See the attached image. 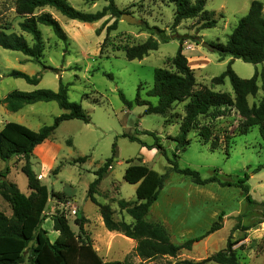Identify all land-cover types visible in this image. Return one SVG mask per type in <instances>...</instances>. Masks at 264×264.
Masks as SVG:
<instances>
[{
	"label": "rangeland",
	"instance_id": "374dc122",
	"mask_svg": "<svg viewBox=\"0 0 264 264\" xmlns=\"http://www.w3.org/2000/svg\"><path fill=\"white\" fill-rule=\"evenodd\" d=\"M14 1L0 0V25L8 22L12 26V32L19 34L17 23L20 19L15 14ZM66 1L71 7L84 13H95L107 4L103 0L94 3L90 0ZM205 1V10L212 12L211 19L217 22L211 29H199L201 23L198 19L185 20L173 28L175 6L168 0H114L122 15L134 18V24L122 20V16L118 19L107 16L97 23L85 24L68 20L54 10L46 9L66 33L67 43L57 40L50 28L39 26L43 45L40 64L30 61L21 53L0 48V99L15 90L57 91L62 83L68 85L69 101L80 103L90 118L88 124L70 120L58 126L47 140L54 146L56 155V160L49 169L35 156L30 159L32 170L47 187L49 196L51 192L64 194L62 201L49 197L45 210L46 219L41 224L51 241L58 235L52 229V215H64L75 234H78V227L74 220L83 216L87 220L84 229L103 261L123 264L201 261L224 249L230 239L239 264H264V223L257 224L264 218V206L260 205L264 203V168L254 173L258 167L264 166V145L258 129L253 128L247 134L240 135L242 119L234 111L213 119L215 114L211 112L200 118V126H209L211 129V139L214 136L218 138L219 149L211 151L209 143H200L198 131L194 130L188 134L189 145L184 152L179 153L178 167L195 170L202 179L216 175L220 182L228 181L233 185L221 187L212 183L196 186L188 178L171 173L167 162L168 159L173 160L175 154L176 144L172 139L177 135L184 116V104L174 105L171 111L162 116L144 115L145 107L133 103L139 88L140 98L148 99L146 93L153 86L154 69L170 67L169 60L175 56L181 37L185 38L182 44L183 54L194 72L196 89L206 87L214 92L232 94L228 81L219 86L211 84V80L223 73L229 63L233 72L241 79H250L255 70L264 73V63L252 65L231 57L221 60L217 52L202 46L225 44L238 21L247 14L251 2L258 1L264 5V0ZM115 20L116 29L109 33V42L100 51L106 27L111 26ZM146 26L161 30L169 38L168 41L162 42L157 33L151 36ZM101 28L100 36H97L95 30ZM23 35L31 44L30 37ZM150 37L158 41L156 51L150 52L140 61L126 60L124 47L141 44ZM12 70L29 76L38 75L40 82L33 86L22 79L8 77ZM107 75L112 78L109 79ZM119 92L132 103L131 108L121 101ZM148 100L156 103L153 98ZM252 102L249 99V103ZM62 113L64 111L54 102L26 106L17 113H10L0 105V130L4 124L14 122L38 131L42 126L51 125ZM142 132H150L160 138L159 143L164 148L165 155L152 151L154 149H144L139 143L122 137L124 134L135 136L142 143L152 145L153 137ZM225 138H229L227 143ZM113 145L115 154L109 173L99 184L95 198L98 203L111 207L115 221L132 223V219L119 210V200L142 203L156 192L154 188L130 185L123 180L126 161L133 160L134 164H145L161 175L168 173L164 187L150 207L146 220L162 225L173 244L181 245L189 239L202 236L217 221L219 215H222V220L219 221L221 229L195 243L190 251L182 250L176 258H156L150 261L139 258L134 251L136 242L116 232H108L97 207L87 198L88 187L95 179L94 172L112 157ZM84 157H87L84 163H71ZM23 164L24 160L16 157L7 163L0 162V172L4 173L6 170V180L15 184L20 193L14 199L13 208L0 196V212L8 217L25 214L24 204L29 190L26 178L21 173ZM56 168L58 171L55 174ZM246 174L249 194L256 202L251 207L247 206L242 191L234 186ZM237 216L243 217L237 219ZM237 222L240 226L253 228L246 232L234 230ZM242 237L243 241L239 242ZM33 245L31 243L30 247Z\"/></svg>",
	"mask_w": 264,
	"mask_h": 264
},
{
	"label": "trees",
	"instance_id": "16d2710c",
	"mask_svg": "<svg viewBox=\"0 0 264 264\" xmlns=\"http://www.w3.org/2000/svg\"><path fill=\"white\" fill-rule=\"evenodd\" d=\"M94 3L98 0H90ZM106 2L100 11L95 13H84L71 7L66 0H15L14 11L20 19L17 27L19 34L12 32V26L6 22L0 25V48L6 51L21 53L30 61L40 64L43 53L42 35L39 26L51 29L57 40L67 43L68 37L57 20L46 9H52L68 20L78 21L85 24L97 23L109 16L118 19L122 12L114 4V0H103ZM145 1V0H140ZM174 4L173 28L179 26L185 20L198 19L200 28L211 29L216 25L212 20V12L205 10V0H168ZM116 29V20L106 27V36L101 44L100 51L109 42V33ZM102 28L95 30V34L100 36ZM151 36L159 34L162 42H167L168 37L155 27L146 26ZM28 35L31 44L26 40ZM184 37L179 39V48L175 56L169 60L168 69L156 68L153 71V86L147 91L146 97L153 98L156 103H151L148 99L140 98V88L134 99V105L145 107L144 115L165 116L172 110L174 105L184 104V116L180 121L177 135L172 139L176 144L173 160L168 159L169 170L188 178L196 186H205L217 183L221 187H231L233 184L225 181L220 182L216 175L208 179H202L195 170L180 169L177 164L179 153L184 152L189 145L188 134L194 130L198 131L200 143L207 145L211 151L219 149V140L216 136L211 139L212 131L209 126H200V118L206 117L211 112L213 118L224 116L228 111H234L242 119L240 135L247 134L251 129L257 128L262 145H264V73L255 70L250 79L239 78L231 69L229 63L223 73L211 80L213 86L223 85L229 82L232 94L214 92L209 88L200 87L196 89V79L193 70L189 67L187 58L183 54L182 44ZM215 52L222 60L225 57L241 60L244 63L259 65L264 63V5L258 1L251 2L247 14L242 17L225 44L214 45ZM158 49V41L150 37L145 42L126 46L123 48L126 60H142L150 52ZM44 69H49L45 68ZM78 69V68H75ZM8 77L22 79L27 84L36 86L40 82L38 75L29 76L25 73L12 70ZM111 79V75H107ZM258 83L260 86H258ZM68 85L59 84L57 91L34 90L31 92L11 91L4 98L0 99V105L10 113H17L26 106L37 103L54 102L64 113L53 120L49 126H42L38 131L14 122H8L0 130V162L7 163L12 158H22L24 164L21 173L27 181L29 195L25 199L24 213L21 216H6L0 212V264H123L117 261H103L93 248L92 241L84 229L86 219L83 216L76 218L74 224L78 227V234H75L69 226L67 218L60 214L51 216L52 229L58 235L51 241L47 232L41 228L45 221V210L49 197L62 201L63 193L51 192L49 196L47 187L43 185L35 175L31 167V157L36 147L45 143L65 121L79 120L85 124L90 122L88 114L82 109L80 103L70 102L68 99ZM259 91L261 95L259 96ZM121 101L128 107L132 103L128 102L122 92H119ZM249 99L253 102L250 104ZM168 123V121H166ZM153 137L154 143L146 145L135 136L122 135L130 142H137L141 147L148 150H156L159 154L165 155L164 148L159 143L160 138L150 132H142ZM229 138H225L227 143ZM227 148V145H226ZM227 155V150H225ZM115 154V145L112 146V157L107 159L95 172V179L89 185L87 198L97 207V212L102 220L104 228L108 232H116L123 237L136 242L135 253L142 260H154L156 258H176L182 250L190 251L192 246L221 229L219 215L217 221L213 222L208 231L202 236L189 239L181 245L173 244L164 227L158 223H150L146 220L149 209L156 202L159 192L163 189L168 173L159 174L147 165L134 164L133 160L126 161L127 167L123 174V180L130 185L141 187H151L156 192L148 196L144 202H127L119 200L117 206L121 212H125L132 223L115 221L114 212L106 204L96 201L95 195L98 193L99 184L107 175L111 167ZM87 157L79 158L71 162L72 164L84 163ZM264 166L258 167L254 173ZM58 169L56 168L55 174ZM6 170L0 172V196L10 207H14L15 197L20 196L16 185L6 180ZM248 175L235 183L244 196L248 207L256 205V202L249 194ZM264 206V203H260ZM243 216H237L240 219ZM264 217V216H262ZM264 223V218L257 224ZM253 226H240L239 222L234 226V230L240 229L246 232ZM242 239L239 242L243 241ZM33 243V247L30 244ZM233 243L228 239L224 249L216 252L201 261L182 260L177 264H239L238 257L233 249ZM27 252V256H26Z\"/></svg>",
	"mask_w": 264,
	"mask_h": 264
},
{
	"label": "crops",
	"instance_id": "0c3cea01",
	"mask_svg": "<svg viewBox=\"0 0 264 264\" xmlns=\"http://www.w3.org/2000/svg\"><path fill=\"white\" fill-rule=\"evenodd\" d=\"M152 151L155 152V150H152ZM146 152H147V150H146ZM32 156H35L36 158H38L40 160L41 164L44 165V167H46V169H49L54 164V162L56 160V155L54 152V146L51 143H49L48 141H46L42 145L36 147L33 151ZM108 173H109V171L107 172V174ZM106 176H105V178H106Z\"/></svg>",
	"mask_w": 264,
	"mask_h": 264
},
{
	"label": "water",
	"instance_id": "95a60500",
	"mask_svg": "<svg viewBox=\"0 0 264 264\" xmlns=\"http://www.w3.org/2000/svg\"><path fill=\"white\" fill-rule=\"evenodd\" d=\"M122 20H125L129 24H134L135 23L134 18L131 17V16H128V15H122ZM202 46L204 48L208 49V50H211V51H215L216 50L214 46H211L209 44H203Z\"/></svg>",
	"mask_w": 264,
	"mask_h": 264
}]
</instances>
